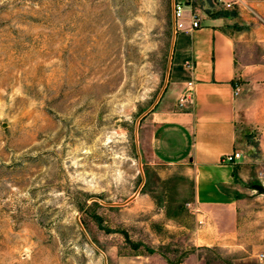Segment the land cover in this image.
Returning a JSON list of instances; mask_svg holds the SVG:
<instances>
[{
  "label": "rangeland",
  "instance_id": "1",
  "mask_svg": "<svg viewBox=\"0 0 264 264\" xmlns=\"http://www.w3.org/2000/svg\"><path fill=\"white\" fill-rule=\"evenodd\" d=\"M177 2L187 15L191 0H0V264H179L197 251L211 264L261 261L264 204L252 205L262 225L246 251L196 248L192 183L153 162L145 140ZM239 141L259 153L253 137Z\"/></svg>",
  "mask_w": 264,
  "mask_h": 264
},
{
  "label": "crops",
  "instance_id": "2",
  "mask_svg": "<svg viewBox=\"0 0 264 264\" xmlns=\"http://www.w3.org/2000/svg\"><path fill=\"white\" fill-rule=\"evenodd\" d=\"M221 1L239 5L208 15L195 12L193 0L188 4L186 28L173 43L168 87L147 116L144 136L153 162L182 170L192 183L187 205L199 210L189 208L197 222L196 248L241 253L248 248L250 227L262 225L253 221L260 209L252 205L264 204V0ZM193 13L200 28H191ZM190 82L193 100L180 108ZM243 137L256 139L258 154L244 153ZM235 152L241 158L226 162ZM260 251L264 246L253 248L252 255ZM117 264L169 263L135 256ZM179 264L211 263L197 251Z\"/></svg>",
  "mask_w": 264,
  "mask_h": 264
},
{
  "label": "built area",
  "instance_id": "3",
  "mask_svg": "<svg viewBox=\"0 0 264 264\" xmlns=\"http://www.w3.org/2000/svg\"><path fill=\"white\" fill-rule=\"evenodd\" d=\"M219 2L222 3L221 0H219ZM224 6L226 9H230L233 8V6L235 4H237V2L234 3H225L223 2ZM185 8L183 3L181 2H177L174 3V8H173V17H174V26H175V30L176 31H181L184 30L186 28V23H187V19H186V15H185ZM200 19L196 14H192L190 16V25L192 29H197L200 28ZM194 84L192 82H190L188 84L187 90L183 93V95L181 96V98L179 99V107L180 108H184L185 105L193 100L194 97ZM240 93V87L238 85L235 86L234 88V94L235 96H238ZM241 153L240 152H235L233 154L227 155L225 156V161L228 163H234L237 160H239L241 158ZM189 208H191L193 210V212L195 213H199V210L197 208H193L190 204L187 205ZM261 261H264V255L260 256Z\"/></svg>",
  "mask_w": 264,
  "mask_h": 264
}]
</instances>
